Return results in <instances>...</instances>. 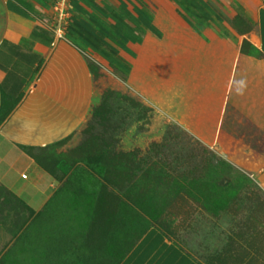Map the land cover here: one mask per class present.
<instances>
[{"label":"rangeland","instance_id":"374dc122","mask_svg":"<svg viewBox=\"0 0 264 264\" xmlns=\"http://www.w3.org/2000/svg\"><path fill=\"white\" fill-rule=\"evenodd\" d=\"M236 47L161 106L93 66L83 123L37 155L57 181L42 211L0 189V264H119L151 228L198 264H264V56Z\"/></svg>","mask_w":264,"mask_h":264},{"label":"crops","instance_id":"0c3cea01","mask_svg":"<svg viewBox=\"0 0 264 264\" xmlns=\"http://www.w3.org/2000/svg\"><path fill=\"white\" fill-rule=\"evenodd\" d=\"M243 39L264 56V0H0V189L42 211L57 181L37 155L83 123L93 66L161 106L164 87L233 67ZM119 264L198 263L151 228Z\"/></svg>","mask_w":264,"mask_h":264},{"label":"built area","instance_id":"2783aa9c","mask_svg":"<svg viewBox=\"0 0 264 264\" xmlns=\"http://www.w3.org/2000/svg\"><path fill=\"white\" fill-rule=\"evenodd\" d=\"M58 12V22L61 24V22L64 20V13L62 7H58L57 9ZM60 27V26H59ZM60 28L57 29V32L60 31ZM27 176L25 174H22V178L25 179Z\"/></svg>","mask_w":264,"mask_h":264},{"label":"trees","instance_id":"16d2710c","mask_svg":"<svg viewBox=\"0 0 264 264\" xmlns=\"http://www.w3.org/2000/svg\"><path fill=\"white\" fill-rule=\"evenodd\" d=\"M127 72H129V71H127ZM43 167V166H42ZM48 171V170H47ZM24 207V206H23ZM27 209V208H26ZM28 210V209H27ZM30 211V210H29Z\"/></svg>","mask_w":264,"mask_h":264}]
</instances>
